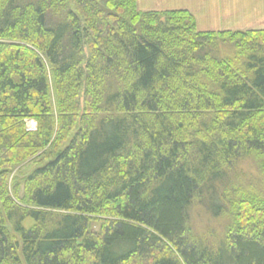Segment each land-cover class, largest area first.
I'll return each instance as SVG.
<instances>
[{
    "label": "trees",
    "instance_id": "16d2710c",
    "mask_svg": "<svg viewBox=\"0 0 264 264\" xmlns=\"http://www.w3.org/2000/svg\"><path fill=\"white\" fill-rule=\"evenodd\" d=\"M196 23L0 0V264H264V29Z\"/></svg>",
    "mask_w": 264,
    "mask_h": 264
},
{
    "label": "rangeland",
    "instance_id": "374dc122",
    "mask_svg": "<svg viewBox=\"0 0 264 264\" xmlns=\"http://www.w3.org/2000/svg\"><path fill=\"white\" fill-rule=\"evenodd\" d=\"M186 2L191 5L192 8L190 9L194 11L197 28L200 31H237L243 30V28L245 30L253 29L260 25H262L261 28H264V0H137L139 10L146 12L147 10L170 11L177 9L175 7H179V3ZM26 128L34 131L37 124L34 120L28 119L26 120ZM40 164L41 161H37L23 169L24 171H14L10 180L15 181L16 177L19 176L18 181L21 182L22 174H28ZM191 227L199 234H205L210 229L215 232L212 237L216 238L219 234L215 221L199 207H195L192 211ZM97 228L98 225L95 224L93 229L96 230Z\"/></svg>",
    "mask_w": 264,
    "mask_h": 264
},
{
    "label": "crops",
    "instance_id": "0c3cea01",
    "mask_svg": "<svg viewBox=\"0 0 264 264\" xmlns=\"http://www.w3.org/2000/svg\"><path fill=\"white\" fill-rule=\"evenodd\" d=\"M183 4V5H182ZM186 7V8H185ZM175 8H177V9H173V10H188L189 12H191L192 14H193V16H194V11L193 10H191L190 8H192L191 7V5L188 3V2H186V3H179V7H175ZM147 11H149V10H147ZM154 11V10H153ZM262 27V25H260V26H257V27H255V28H253V29H264V28H261ZM241 28H243V27H241ZM206 29H210V28H206ZM252 29V28H251ZM251 29H246V30H251ZM243 30H245V28H243ZM205 31H209V30H205ZM233 31V30H232Z\"/></svg>",
    "mask_w": 264,
    "mask_h": 264
}]
</instances>
